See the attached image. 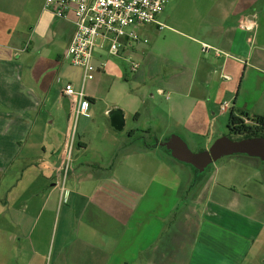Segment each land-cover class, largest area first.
<instances>
[{"label":"crops","instance_id":"obj_1","mask_svg":"<svg viewBox=\"0 0 264 264\" xmlns=\"http://www.w3.org/2000/svg\"><path fill=\"white\" fill-rule=\"evenodd\" d=\"M167 5L164 30L137 28L148 43L125 40L120 56L97 48V75L84 83L83 70L65 58L71 22L43 5L34 19L19 16L0 0V264H46L55 230L54 264H264L259 162L240 166L243 196L222 175L225 166L206 199V188L184 196L172 175L160 176L172 166L157 155L159 144L133 143L143 119L154 126L147 132L163 125L202 133L230 111L264 116L237 108L250 74H264V0ZM243 19L256 27L241 29ZM128 59L141 65L137 72ZM68 84L90 102L76 124L73 100L63 95ZM98 100L106 115L124 112L125 128L134 124L126 136L107 128L92 149L85 130Z\"/></svg>","mask_w":264,"mask_h":264},{"label":"built area","instance_id":"obj_2","mask_svg":"<svg viewBox=\"0 0 264 264\" xmlns=\"http://www.w3.org/2000/svg\"><path fill=\"white\" fill-rule=\"evenodd\" d=\"M168 0H46L44 10L55 17L74 25V34L68 46L65 58L74 66L83 70L84 83L95 78L97 68L94 64L96 49H107L112 56H120L125 40L148 43L143 40L137 28L144 25H157L164 30L166 25L159 17L165 12ZM239 27L252 31L256 27L254 21L243 19ZM204 50L211 47L204 45ZM217 54H220L217 51ZM131 70L137 72L140 64L128 59ZM227 81L228 75H223ZM63 95L73 100V118L75 124L79 118L88 114L89 99L83 90L76 91L71 84L66 85ZM230 105L221 106L223 112ZM71 149L68 153V164L65 176L70 170Z\"/></svg>","mask_w":264,"mask_h":264},{"label":"rangeland","instance_id":"obj_3","mask_svg":"<svg viewBox=\"0 0 264 264\" xmlns=\"http://www.w3.org/2000/svg\"><path fill=\"white\" fill-rule=\"evenodd\" d=\"M46 0H8V7L11 6L13 11L19 15L23 16L24 13H27L29 17L32 19L37 17L40 8L45 6ZM168 3V2H167ZM1 4H5V0H1ZM168 5H166L167 7ZM164 17V16H163ZM26 29H30L27 24ZM29 35V31L26 32ZM24 49L26 47H30V41L28 39L25 41L23 45ZM126 65L125 63H123ZM97 75V72L95 73V77ZM128 76H131V73L128 74ZM148 85V84H147ZM150 86L145 87L146 92L149 91ZM155 94V91H153ZM157 95V94H155ZM234 107V103H232ZM247 105L248 109L250 111H253L254 109H257L260 111L259 113L264 114V74L257 73L256 71L252 72L249 76V78L244 82L241 92H240V97L237 102V108H243ZM105 109L106 106L105 104L98 100L97 105L93 106L91 109V119L89 121V124L87 126V129L85 130V137L87 143L90 144V148H95L96 145L98 147L101 145V139L99 137V134L101 132H107V128H110V132H115L119 136L123 133L124 136L125 134H128L127 132L132 129V126L134 123L131 122V120L128 121V125L125 128V131L123 132H118L111 128L110 124V119L109 115L105 114ZM236 114L238 116L240 115V112L237 110ZM231 117V111L228 112L226 115L222 116L215 124L214 128L212 129V132H185L183 130H180L178 128L171 127H164L158 126L157 128L160 130L153 129L151 132H147L146 129L147 127H152L150 126V122L147 120H142L140 124H138V128L141 126V131L137 132V137L133 141V143L136 145V147H141L143 148L145 145H155L156 143L160 144L163 141L169 139L172 135H180L188 144L189 148L191 149L192 152L194 153H200L202 151L208 150L211 148V146L221 137L223 136H228L233 140H240L243 138V136H236L231 133L228 124L229 120ZM253 117V114L251 115ZM247 123L252 124L251 121L247 120L245 118ZM65 125V123L63 124ZM86 126V125H85ZM131 127V128H130ZM137 127V126H136ZM65 130V127H63ZM79 132H82L83 124L79 122ZM168 128V129H167ZM62 130V132H64ZM146 131V132H143ZM127 140V137H126ZM97 147V148H98ZM157 155L162 156L164 159H166L167 164H171L172 169H170L166 166L162 168V172L160 173V176H163L166 172V175H172V178H175L178 182L177 185H179L180 188V193L184 196L187 195V193L191 192V189L194 193L195 188H199V190H202L203 188H206L205 191V199L208 197V194L210 195V187H211V182L215 176L216 171L220 167L225 166L221 173L225 177H233L232 181L230 182L231 184L235 185L233 186L232 190L240 193L241 196L243 188H240V182L238 181V177L242 176V171H240V166H245L248 160H254L260 163V165L264 168V162H261L260 160L252 159L246 156H231V157H225L214 164H212L207 172L205 174H200L197 173L194 168L190 165H180L181 163H178V161L174 160L173 158L170 157V154L166 151L164 148H158L157 149ZM119 159V158H118ZM121 159L115 161L119 162ZM179 166H183L180 167ZM227 166V168H226ZM244 172V168L241 167ZM237 169V170H236ZM166 170V171H165ZM143 176H150V173L146 171V168H143L142 170ZM264 172V169H263ZM221 175V176H222ZM221 179V178H220ZM180 180V181H179ZM195 187V188H194ZM247 190V189H246ZM171 191V190H170ZM244 198V197H243ZM242 197L239 198V200L243 199ZM6 220L8 221V214L5 215ZM57 231L55 230L54 236L51 240V246H50V257L47 260L46 264H54L53 262V249L54 247V242H55V235Z\"/></svg>","mask_w":264,"mask_h":264},{"label":"water","instance_id":"obj_4","mask_svg":"<svg viewBox=\"0 0 264 264\" xmlns=\"http://www.w3.org/2000/svg\"><path fill=\"white\" fill-rule=\"evenodd\" d=\"M111 126L118 132H123L126 121L121 109L111 110L109 113ZM166 149L174 160L183 165H190L197 173L205 174L215 162L231 156H246L264 162V137L242 138L233 140L228 136L219 138L208 150L194 153L187 142L180 135H172L159 144Z\"/></svg>","mask_w":264,"mask_h":264},{"label":"trees","instance_id":"obj_5","mask_svg":"<svg viewBox=\"0 0 264 264\" xmlns=\"http://www.w3.org/2000/svg\"><path fill=\"white\" fill-rule=\"evenodd\" d=\"M240 115L231 113L228 127L232 134L243 136V138L264 137V116L251 117L247 112H241ZM245 118L251 121L252 124L247 123Z\"/></svg>","mask_w":264,"mask_h":264}]
</instances>
